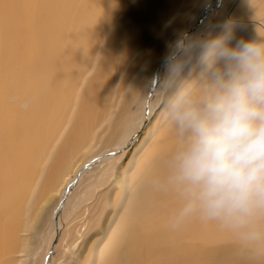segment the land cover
<instances>
[{
    "label": "bare ground",
    "instance_id": "6f19581e",
    "mask_svg": "<svg viewBox=\"0 0 264 264\" xmlns=\"http://www.w3.org/2000/svg\"><path fill=\"white\" fill-rule=\"evenodd\" d=\"M176 3L177 0H0V264L14 248L17 219L34 189L50 187L61 192L70 180L73 167L66 157L75 151V140L81 146L84 134L104 119L107 86L115 67L142 42L153 23L166 21L174 14ZM194 3L192 0L182 10L188 13L176 18H190L188 22L200 30L220 0ZM256 8L258 11L249 12ZM216 20L213 33L226 20L238 26L233 43L239 39H264V0H238ZM191 24L187 33L199 34V30H191ZM165 32L170 33L168 29ZM168 48L158 62L145 70L146 74L139 76L142 82L136 88L146 92L149 87V98L145 100L144 96L134 110L138 118L128 115L131 127L122 135L124 140L144 119L146 101L148 111H152L155 103L151 99L161 89L156 74L163 72ZM71 111L73 119L68 126ZM149 120L148 115L146 125ZM65 126L67 132L63 134ZM125 142L129 147L130 141ZM180 143L169 122L160 128L149 154L136 169L133 185L126 188L129 197L119 214L117 237L107 245V252H99L101 264L136 263L139 246L154 247L162 232L171 233L174 239L180 231L215 222L183 214L188 193L172 179L171 166L172 154ZM100 148L96 152L103 149ZM103 159L106 158L90 160L79 176L88 174ZM61 171L64 177L57 185ZM62 204L63 201L53 213V224L60 236L63 227L58 218L65 209L64 204L59 210ZM50 218L52 221V211Z\"/></svg>",
    "mask_w": 264,
    "mask_h": 264
},
{
    "label": "rangeland",
    "instance_id": "374dc122",
    "mask_svg": "<svg viewBox=\"0 0 264 264\" xmlns=\"http://www.w3.org/2000/svg\"><path fill=\"white\" fill-rule=\"evenodd\" d=\"M194 1V4H200L203 0ZM237 1L220 0L219 9L217 5L212 10V17L202 23L200 30L188 22L190 18H176L177 15L188 13L182 10L184 11L192 0H177L175 6L179 11L175 10L172 18L169 16L170 20L167 18L166 21H156L152 24L144 33L142 42L115 67L107 86L109 93L105 98L104 119L100 125H95L84 134L85 142L81 146L75 140V151L66 157L69 165L73 167L70 180L61 192L50 187L34 189L17 219L14 248L2 264H101L99 252H107V245L117 237L118 222L121 218L119 214L125 210L129 197L126 188L133 185L138 165L143 162L146 154H149L160 128L168 122L159 103V98L164 95V89L161 87L153 100L151 99V103H155L152 111H148L149 101H146L144 119L140 126L135 128L126 140L121 138L131 127L127 119L133 115L138 118L139 115L134 110L144 96L145 100L149 98V87L145 93L141 88H136V84L142 82L140 74H144L154 62L161 59L166 46L174 41L175 35L180 34L179 31L189 24L191 30H199V34L212 31L216 19L225 15ZM189 10L193 11L190 8ZM256 11L257 8L249 12ZM166 29L170 31L168 35ZM188 29L190 28L187 27L183 33ZM236 29H239L237 25L234 34ZM153 73L154 71L151 75ZM122 114L124 115L120 116ZM148 115L150 120L146 125L145 119ZM71 117L73 119V111L68 116V126ZM66 132L65 126L63 134ZM122 139L124 142L120 146ZM125 141H130L129 147H125ZM117 146L120 147L113 152V148ZM99 147L103 149L100 148L102 150L96 152ZM113 153L116 155L111 156ZM103 156L105 161L95 164L83 177L79 176L90 160H101ZM63 177L61 171L57 185L61 184ZM61 201L63 204L59 210L64 204L65 209L58 218L59 225L63 227L60 236L57 226L53 224V213ZM250 230L257 231L259 238L248 239ZM171 238V233L162 232L154 247L147 249L145 245H140L139 261L132 264H264V217L255 219L249 225L234 228H226L214 222L198 229L180 231L174 239ZM116 240L115 242L118 241Z\"/></svg>",
    "mask_w": 264,
    "mask_h": 264
},
{
    "label": "clouds",
    "instance_id": "9594fccd",
    "mask_svg": "<svg viewBox=\"0 0 264 264\" xmlns=\"http://www.w3.org/2000/svg\"><path fill=\"white\" fill-rule=\"evenodd\" d=\"M218 27L180 34L156 81L181 141L171 166L188 193L183 214L234 228L264 217V39L233 43L235 23Z\"/></svg>",
    "mask_w": 264,
    "mask_h": 264
}]
</instances>
